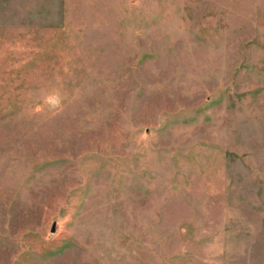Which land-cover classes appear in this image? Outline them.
<instances>
[{"label":"rangeland","instance_id":"rangeland-1","mask_svg":"<svg viewBox=\"0 0 264 264\" xmlns=\"http://www.w3.org/2000/svg\"><path fill=\"white\" fill-rule=\"evenodd\" d=\"M0 264H264V0H0Z\"/></svg>","mask_w":264,"mask_h":264}]
</instances>
